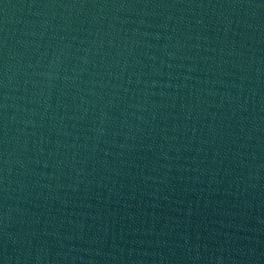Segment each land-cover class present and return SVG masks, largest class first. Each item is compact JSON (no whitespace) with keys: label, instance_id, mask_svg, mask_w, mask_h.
I'll return each instance as SVG.
<instances>
[{"label":"water","instance_id":"water-1","mask_svg":"<svg viewBox=\"0 0 264 264\" xmlns=\"http://www.w3.org/2000/svg\"><path fill=\"white\" fill-rule=\"evenodd\" d=\"M0 264H264V0H0Z\"/></svg>","mask_w":264,"mask_h":264}]
</instances>
